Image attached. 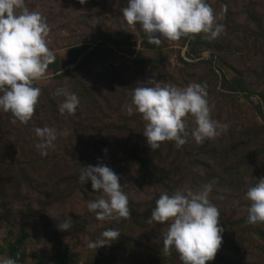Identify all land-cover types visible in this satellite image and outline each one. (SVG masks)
I'll return each mask as SVG.
<instances>
[{"label": "rangeland", "instance_id": "rangeland-1", "mask_svg": "<svg viewBox=\"0 0 264 264\" xmlns=\"http://www.w3.org/2000/svg\"><path fill=\"white\" fill-rule=\"evenodd\" d=\"M207 2L223 13L216 39L160 37L157 46L124 21L126 0H25L45 18L55 60L34 82L41 94L27 124L0 112V257H10L8 246L26 235L16 256L21 264H56L61 256L66 264H181L174 250L162 256L167 224L148 223L151 211L162 192L214 181L209 199L219 210L222 244L206 264H264V223L246 222L243 198L264 177V0ZM99 47L107 56L89 57ZM149 79L177 87L206 83L211 117L227 130L199 144L189 136L180 148L164 141L152 150L141 114L121 110ZM63 86L80 100L74 115L58 111L61 98L52 92ZM186 121L189 130L195 126L190 115ZM44 125L70 135L41 156L35 128ZM89 164L119 175L127 218L100 221L88 211L99 194L78 177ZM66 218L72 226L62 231ZM107 228L119 237L97 250L86 246Z\"/></svg>", "mask_w": 264, "mask_h": 264}, {"label": "clouds", "instance_id": "clouds-1", "mask_svg": "<svg viewBox=\"0 0 264 264\" xmlns=\"http://www.w3.org/2000/svg\"><path fill=\"white\" fill-rule=\"evenodd\" d=\"M85 4L86 0H79ZM121 9L124 21L130 26L139 25L148 43L159 46L160 37L177 41L181 37L204 34L211 41L223 31L222 11L216 12L207 0H126ZM49 26L43 15L29 10L25 0H0V112L10 113L11 123L27 124L34 113L41 88L34 82L41 80L55 55L48 47ZM207 55V53H205ZM132 89L130 102L121 110L132 116L141 114L145 122L143 135L152 150L159 149L164 141H174L180 148L188 137L197 143L218 137L227 124L211 117L206 83L190 82L177 87L149 79ZM53 97L61 115H74L80 100L66 86L57 87ZM194 118V127L187 128L186 117ZM39 142L35 148L46 156L56 147L59 137H67L70 130L44 125L35 128ZM106 151V150H105ZM201 174H203L201 172ZM80 183L91 181L93 192L99 195L88 201L86 207L97 220H116L129 216L128 195L120 177L104 164L83 165L79 169ZM213 182L199 186L177 188L171 194L162 192L155 201L148 223L167 224L163 233L162 256L174 250L181 264H206L214 260L222 244L223 228L219 226V210L209 199ZM248 201L246 222L264 223V177L247 187L244 197ZM71 219L66 218L58 228L67 231ZM120 233L107 228L97 241L87 242L90 249L114 241ZM0 264H17L10 257H0Z\"/></svg>", "mask_w": 264, "mask_h": 264}, {"label": "trees", "instance_id": "trees-1", "mask_svg": "<svg viewBox=\"0 0 264 264\" xmlns=\"http://www.w3.org/2000/svg\"><path fill=\"white\" fill-rule=\"evenodd\" d=\"M78 52V49H74L73 51H71V57H74V55ZM94 57V56H100V57H106L107 56V49L99 47L96 50H93L90 54L89 57ZM26 235L18 238L14 244L9 245L7 248V252L9 254V256L13 259L16 260L17 264H21L17 259V253L18 250L20 249V247L24 244L25 240H26ZM66 257H68V255H66ZM74 257V256H73Z\"/></svg>", "mask_w": 264, "mask_h": 264}, {"label": "crops", "instance_id": "crops-1", "mask_svg": "<svg viewBox=\"0 0 264 264\" xmlns=\"http://www.w3.org/2000/svg\"><path fill=\"white\" fill-rule=\"evenodd\" d=\"M65 256H61L55 262L56 264H66V261L63 259Z\"/></svg>", "mask_w": 264, "mask_h": 264}]
</instances>
